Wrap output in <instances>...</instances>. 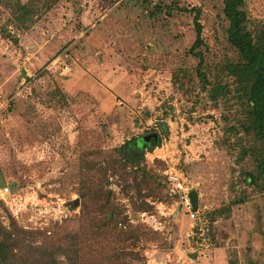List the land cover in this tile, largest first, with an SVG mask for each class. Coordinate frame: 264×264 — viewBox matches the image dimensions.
<instances>
[{"label": "rangeland", "instance_id": "rangeland-1", "mask_svg": "<svg viewBox=\"0 0 264 264\" xmlns=\"http://www.w3.org/2000/svg\"><path fill=\"white\" fill-rule=\"evenodd\" d=\"M51 1L0 0L2 225L13 219L37 232V244L76 233L81 207L71 204L79 201L83 153L155 132L159 144L145 152V165L161 179L170 169L182 174L198 194L197 219L166 188L129 190L108 172L112 201L123 207L131 230L139 228V238L118 245L113 235L86 231L83 264H117L115 248L134 244L142 264H264V186L245 183L251 159L239 161L240 137L227 130L241 108L223 99L216 107L200 89L198 61L188 53L193 14L176 10L201 9L202 51L212 71L236 57L221 0ZM246 6L264 28V0ZM240 199L245 203L230 206Z\"/></svg>", "mask_w": 264, "mask_h": 264}, {"label": "trees", "instance_id": "trees-1", "mask_svg": "<svg viewBox=\"0 0 264 264\" xmlns=\"http://www.w3.org/2000/svg\"><path fill=\"white\" fill-rule=\"evenodd\" d=\"M51 1L50 5H54ZM222 13L228 23L226 40L235 53V59L217 63L211 71L205 66V42L202 37L201 9L176 7L178 12L192 13L195 41L188 53L198 61L195 72L200 89L207 92L209 99L217 107L218 100H233L241 109L237 110L238 120L228 126L229 132L240 137L235 142L239 161L250 158L253 168L247 171L245 183L253 187L264 186V28L248 16L246 0H221ZM162 135H167V125H160ZM147 135H156L147 143L138 140ZM159 144L158 133H147L132 137L120 146L104 152H85L80 159V182L78 200L71 204L75 210L81 207L80 229L76 233L57 234L53 240L43 239L36 243V233L25 231L10 219L8 227L0 222V264H83L82 245L85 232L103 234L119 238L118 245L139 238V228L131 230L122 206L112 201L113 192L106 188L108 172L117 176L129 190H150L161 194L166 188L171 199L177 194L166 177L148 170L145 152H151ZM234 147V148H235ZM245 199L230 203L231 207L244 204ZM199 202V201H198ZM199 205V204H198ZM150 209L143 203L139 210ZM198 210V209H197ZM101 217V218H100ZM128 227L131 230L126 232ZM115 231L116 235L112 232ZM132 248L116 247L117 264H142L144 258ZM118 260L120 261L118 263Z\"/></svg>", "mask_w": 264, "mask_h": 264}, {"label": "built area", "instance_id": "built-area-1", "mask_svg": "<svg viewBox=\"0 0 264 264\" xmlns=\"http://www.w3.org/2000/svg\"><path fill=\"white\" fill-rule=\"evenodd\" d=\"M63 68H64V72L68 70V67L66 65ZM3 106L4 104L1 105V107ZM165 176L167 178L168 183L172 186L173 190L177 194V200H176L177 205L189 217L190 220L192 221L196 220L199 212L198 210L195 212L192 211L191 201L189 198V193L192 191V188L183 179L182 174L177 173L173 169H170L167 172H165ZM4 194L8 195L7 189L4 190ZM142 216H145V214H142ZM151 218L152 220H154L153 216H151Z\"/></svg>", "mask_w": 264, "mask_h": 264}, {"label": "water", "instance_id": "water-1", "mask_svg": "<svg viewBox=\"0 0 264 264\" xmlns=\"http://www.w3.org/2000/svg\"><path fill=\"white\" fill-rule=\"evenodd\" d=\"M154 138H157L156 135H152ZM189 198L191 201L192 211H197L198 209V194L196 191H191L189 193Z\"/></svg>", "mask_w": 264, "mask_h": 264}, {"label": "crops", "instance_id": "crops-1", "mask_svg": "<svg viewBox=\"0 0 264 264\" xmlns=\"http://www.w3.org/2000/svg\"><path fill=\"white\" fill-rule=\"evenodd\" d=\"M2 196H5V197H6V196H7V194H4V195L2 194ZM198 201H199V200H198ZM198 204H199V202H198Z\"/></svg>", "mask_w": 264, "mask_h": 264}]
</instances>
